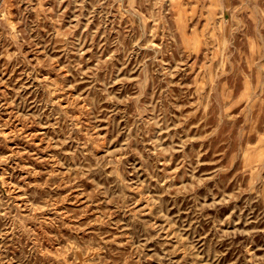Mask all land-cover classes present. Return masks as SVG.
I'll return each mask as SVG.
<instances>
[{"label": "rangeland", "instance_id": "374dc122", "mask_svg": "<svg viewBox=\"0 0 264 264\" xmlns=\"http://www.w3.org/2000/svg\"><path fill=\"white\" fill-rule=\"evenodd\" d=\"M0 264H264V0H0Z\"/></svg>", "mask_w": 264, "mask_h": 264}]
</instances>
